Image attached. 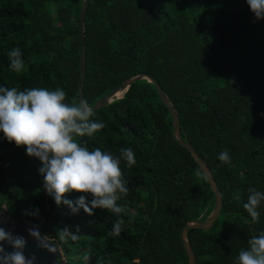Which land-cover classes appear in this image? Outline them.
Instances as JSON below:
<instances>
[{"label":"trees","instance_id":"obj_1","mask_svg":"<svg viewBox=\"0 0 264 264\" xmlns=\"http://www.w3.org/2000/svg\"><path fill=\"white\" fill-rule=\"evenodd\" d=\"M82 2L0 0V86L61 88L67 103H78ZM84 43L83 100L91 107L135 74L152 76L164 90L178 113L181 139L205 162L222 198L213 226L189 230L187 241L197 264H234L248 237L264 231V203L255 223L243 208L249 187L264 191V19L255 18L246 0H89ZM17 47L24 61L19 73L7 56ZM92 119L104 127L78 142L113 156L132 148L137 162L128 167L121 160L129 192L117 201L119 216L101 209L73 213L64 205L60 229L78 239L65 238L61 249L70 259L62 260L188 264L180 230L203 222L214 198L203 174L197 175V163L175 140L155 87L146 80L133 83ZM0 141L7 150V159L0 157V211L57 246L58 205L44 190L40 161L2 132ZM224 149L228 164L217 158ZM119 218L120 235H108Z\"/></svg>","mask_w":264,"mask_h":264},{"label":"clouds","instance_id":"obj_2","mask_svg":"<svg viewBox=\"0 0 264 264\" xmlns=\"http://www.w3.org/2000/svg\"><path fill=\"white\" fill-rule=\"evenodd\" d=\"M255 18L264 19V0H246ZM9 67L19 73L23 70V51L12 48L7 52ZM67 93L61 88H25L0 86V132L17 147L25 146L26 154L37 158L41 166L38 171L43 177L45 192L52 196L57 205H67L73 213L83 210L91 215L94 209L115 213L122 212L117 201L127 196L129 188L122 176L121 160L128 167L136 164L132 148H121L119 156H113L100 148L89 150L77 137H93L104 127L93 117V109L86 100L76 104L66 102ZM222 164L231 162L228 149L218 154ZM197 169V175H201ZM72 192L83 193L75 201L67 199ZM91 196V199H88ZM264 191L249 187L244 210L255 223L259 220ZM124 227L122 218L117 219L108 235L118 236ZM76 232H79L77 226ZM30 235L39 233L30 230ZM61 239H78V234L67 228L58 230ZM12 246V252H5L3 244ZM23 237H13L0 228V264H32L23 249ZM234 264H264V231L248 237L247 247L241 248Z\"/></svg>","mask_w":264,"mask_h":264},{"label":"water","instance_id":"obj_3","mask_svg":"<svg viewBox=\"0 0 264 264\" xmlns=\"http://www.w3.org/2000/svg\"><path fill=\"white\" fill-rule=\"evenodd\" d=\"M89 0H83L81 9L79 12V41H80V75L78 82V102L83 99V89H84V80L86 73V57H85V43H84V18L87 12ZM140 80H146L151 83L156 92L162 101V103L168 109L172 127H173V135L175 140L178 142L180 146L185 148L190 156L197 163L198 167L201 169V172L206 179L214 198V207L211 214L203 221V222H189L186 223L180 230V239L188 258V264H197L195 255L192 252V249L187 241L186 233L189 230H208L213 226L215 221L219 218L220 213L222 211V198L219 188L209 170L205 162L202 158L196 153L195 149L191 146V144L187 141H183L179 134L180 129V119L176 109L173 107L172 102L167 97L164 90L161 88L156 79L148 74H135L127 79H125L122 83H120L114 90H112L108 95L98 100L93 106V112L96 110L105 107L106 105L112 103L114 97H116L121 91L124 93L128 90V88L135 82ZM120 99V98H119ZM0 228H3L6 232L11 233L13 237H23L26 241L25 247L23 249L24 255L32 260V264H67L65 260H62L61 251L54 246L50 241L45 240L40 235L38 238H34L30 235V230L37 232L36 228L26 222H19L14 220L9 214L4 211H0ZM5 252H12L13 248L7 242L3 244Z\"/></svg>","mask_w":264,"mask_h":264},{"label":"rangeland","instance_id":"obj_4","mask_svg":"<svg viewBox=\"0 0 264 264\" xmlns=\"http://www.w3.org/2000/svg\"><path fill=\"white\" fill-rule=\"evenodd\" d=\"M1 144H2V142L0 141V145ZM0 157H1V159L2 158L3 159H7V150L6 149H2V147L0 149ZM63 209H64V204L58 205V207L56 206V212H58V214H57L58 217H57V222H55L54 225H55V229L57 231L56 232L57 235H58V230H61L60 227H63L62 223L64 222V220H63V214H61L62 213L61 211H63ZM131 214L134 215L135 212L131 211ZM40 232H41V230H40ZM43 232L44 231H42L41 233H43ZM42 235L44 237H47V238H49L51 236V234H46V233H43ZM56 243H57L56 247L60 248V250L62 252V257H64V259L66 261H69L68 259H70V257L65 253V251L63 249H61V246H63V244L65 243V239H61L60 237H57L56 238Z\"/></svg>","mask_w":264,"mask_h":264},{"label":"bare ground","instance_id":"obj_5","mask_svg":"<svg viewBox=\"0 0 264 264\" xmlns=\"http://www.w3.org/2000/svg\"><path fill=\"white\" fill-rule=\"evenodd\" d=\"M123 95H124V91H121L116 97H114L113 100H117V99L123 97Z\"/></svg>","mask_w":264,"mask_h":264}]
</instances>
